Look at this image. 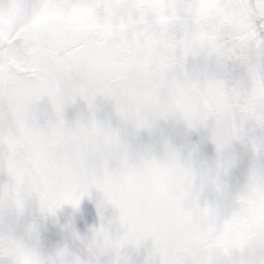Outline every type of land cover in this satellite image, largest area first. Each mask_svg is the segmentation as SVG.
<instances>
[{"label": "snow or ice", "instance_id": "6c2138e0", "mask_svg": "<svg viewBox=\"0 0 264 264\" xmlns=\"http://www.w3.org/2000/svg\"><path fill=\"white\" fill-rule=\"evenodd\" d=\"M192 2L195 18L174 0H0V176L6 178L0 182V211L8 201L23 215L35 200L42 213L54 215L66 204L78 207L95 188L116 215L107 225L101 216L92 229L89 264H100V254L108 252L114 254L112 264H127L122 251L147 241L145 264H264V177H252L243 218L229 220L230 203L217 201L199 209L217 219L201 228L193 223L197 209L185 208L170 194L165 172L138 175L127 164L128 145L119 128L94 116L71 124L64 118L77 98L92 109L98 96L110 100L120 117L122 101L135 92L133 77L163 83L175 75L187 81L194 73L190 64L200 62L235 64L243 71L237 81L207 70L197 73L215 98L217 151L241 139L218 134L230 96L242 97V111L264 128V0ZM181 97L187 98L183 89ZM45 99L53 116L41 123L38 105ZM101 139L124 149L126 164L118 179L107 172L89 176L69 163ZM251 149L264 159V139L253 141ZM8 247L23 253L16 264H38L18 239ZM64 252L73 257L71 264H80L74 259L78 253L67 246Z\"/></svg>", "mask_w": 264, "mask_h": 264}, {"label": "clouds", "instance_id": "9594fccd", "mask_svg": "<svg viewBox=\"0 0 264 264\" xmlns=\"http://www.w3.org/2000/svg\"><path fill=\"white\" fill-rule=\"evenodd\" d=\"M178 9L186 16L195 18L196 5L192 0H174ZM130 8L132 6H129ZM145 78L133 77L135 92L122 101L123 114L119 117L125 125L135 131L156 129L160 122L178 121L190 129L209 128L211 132L217 128L215 98L208 94L200 84L197 73L190 74L187 81L168 76L163 83L151 76ZM187 98L181 97V90ZM242 97L230 96L223 108V122L218 130L219 135L236 134L241 137L226 144L215 161L201 159L193 151H185L166 138H162L158 146L146 145L136 151L128 145L127 164L133 166L138 175H146L150 171H163L179 192V200L185 208L197 209L193 223L201 228L216 224L215 215H208L199 209L215 205L217 201L227 200L232 208V217L243 218L248 199V189L253 176L264 177V159H255L249 167L246 176L238 187H232L227 182L232 161L226 155L233 141L252 143L261 139L249 136L250 129H261L249 115L242 111ZM71 149L68 153L71 154ZM124 149L115 143L101 139L93 150L81 149L79 159L69 160L78 170L86 171L89 176L95 174L102 178L107 172L113 179H118L124 171L126 161L122 155ZM14 211V205L4 202L0 218H6ZM4 244L0 245V259L4 264H16L23 256L15 250H10L8 242L18 239L21 247L30 253V258L38 264H71L73 257L64 252V246L50 251H43L32 228L25 235L17 236L9 230L0 232ZM93 235L90 240H92ZM63 253V254H61ZM74 259L80 264H89L88 254H77Z\"/></svg>", "mask_w": 264, "mask_h": 264}, {"label": "water", "instance_id": "95a60500", "mask_svg": "<svg viewBox=\"0 0 264 264\" xmlns=\"http://www.w3.org/2000/svg\"><path fill=\"white\" fill-rule=\"evenodd\" d=\"M95 117L97 120L110 124L120 129L122 136L129 143L130 149L136 151L146 145L158 146L162 138L170 140L172 143L181 147L185 151H193L199 158L215 161L218 157L216 144L211 139L209 128L190 129L182 122L168 121L160 122L159 126L153 131L147 130L135 131L131 126L125 125L116 115L113 103L105 97L98 96L94 101V107L89 109L86 105L79 120H87ZM228 156V152L226 153ZM229 158V156H228ZM229 185L231 184V167L226 177ZM170 194L179 200V192L170 182ZM150 195V193H148ZM103 200L102 193L95 188L91 189V195L85 196L78 207L64 205L62 208L68 219L75 227L81 238L88 243L93 232L92 229L98 228L101 224V216L103 223L106 225L110 220H114L116 215L111 205ZM101 206L98 208L97 205ZM115 228V224H113ZM151 249V241H147L139 249L128 247L121 253L123 260L127 264H145ZM100 257L107 263L112 264L114 254L111 252L100 254Z\"/></svg>", "mask_w": 264, "mask_h": 264}, {"label": "flooded vegetation", "instance_id": "af4514ba", "mask_svg": "<svg viewBox=\"0 0 264 264\" xmlns=\"http://www.w3.org/2000/svg\"><path fill=\"white\" fill-rule=\"evenodd\" d=\"M198 63L203 66L204 70L209 71L207 69L209 65ZM193 64L195 63L190 64L189 70L195 73L196 70L193 68ZM210 65L215 66V64ZM216 69L227 80L237 81L243 78V71L239 65L233 64L227 67L216 65ZM79 103L81 104L80 101ZM76 105L78 106L77 111H79L77 120H79L87 103L83 104L82 110H80L82 105H78V103ZM66 112L65 110V119H67ZM52 116L51 112L48 114L47 110H42L40 104L38 105V117L41 123L46 122ZM249 136L255 139L264 138V130L250 129ZM227 152L229 159L232 161L230 186L238 187L246 176L249 167L257 158L252 152L251 144L246 141H233ZM4 179L6 178L0 176V182H3ZM0 226V232L9 230L15 232L17 236H23L28 228H34L39 246L45 252L57 247L67 246L73 252L81 255L87 254V243L83 239H77V235L80 238L81 236L68 219L63 208L58 209L54 215L42 213L39 203L35 200H30L23 215H17L15 211H12L6 218H0ZM100 264L107 263L100 257Z\"/></svg>", "mask_w": 264, "mask_h": 264}, {"label": "rangeland", "instance_id": "374dc122", "mask_svg": "<svg viewBox=\"0 0 264 264\" xmlns=\"http://www.w3.org/2000/svg\"><path fill=\"white\" fill-rule=\"evenodd\" d=\"M193 68L196 70V71L194 70L195 73L204 71L203 66H200L198 62L193 64ZM207 69H209V72L218 73V71L216 69V65L215 66L214 65L213 66L209 65V68L207 67ZM79 101L81 102V104L79 103ZM76 103H78V105H82L81 109H80V110H82L83 104H85L86 102L84 100L80 99V98H77L75 103H71L65 108V110L67 111L66 112L67 119H65V120L69 124H71V123H73V122H75L77 120L79 111H77L78 110V106L76 105ZM40 107H41L42 110H44V109L47 110L48 114H50V112L52 113L51 105L48 103L47 99H45L44 101H42L40 103ZM11 232H13V231H11ZM13 233L16 235L15 232H13Z\"/></svg>", "mask_w": 264, "mask_h": 264}]
</instances>
